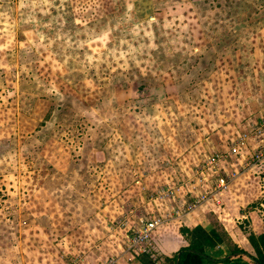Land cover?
Here are the masks:
<instances>
[{"label":"rangeland","instance_id":"374dc122","mask_svg":"<svg viewBox=\"0 0 264 264\" xmlns=\"http://www.w3.org/2000/svg\"><path fill=\"white\" fill-rule=\"evenodd\" d=\"M241 134L264 0H0V264H92Z\"/></svg>","mask_w":264,"mask_h":264},{"label":"crops","instance_id":"0c3cea01","mask_svg":"<svg viewBox=\"0 0 264 264\" xmlns=\"http://www.w3.org/2000/svg\"><path fill=\"white\" fill-rule=\"evenodd\" d=\"M248 140L251 141L247 143ZM262 142H257L245 134L234 139L232 146L221 152V171L230 177L227 187L193 210L182 212V207L189 201V183L195 178L194 173L186 178L185 187L181 186L179 195L170 202L154 197L156 200L151 199L155 203L153 204L148 199L147 204L152 203L154 206L146 211L145 214L149 216L130 215L127 234L121 237L110 235L105 241L97 244L100 246L97 251L91 248L94 258L92 264H107L112 256H116V259L108 264H147L145 255H148L154 264H176L177 260L163 261V258H169L189 245V238L181 234L182 228H200L204 231L212 243L205 252L216 260L220 259L212 264H256L248 234L257 236L264 230V157L251 165L246 162L248 157L245 155L250 156ZM175 210L177 214L174 213ZM154 216H162L164 220L152 233L153 250L140 253L128 248V237L139 227L138 220H149ZM235 249L244 253L235 252ZM227 258L230 259L229 262L224 261ZM77 264L81 263L78 261Z\"/></svg>","mask_w":264,"mask_h":264},{"label":"built area","instance_id":"2783aa9c","mask_svg":"<svg viewBox=\"0 0 264 264\" xmlns=\"http://www.w3.org/2000/svg\"><path fill=\"white\" fill-rule=\"evenodd\" d=\"M264 157V148L256 149L250 154L247 160L248 164H256ZM223 160L222 153H214L205 158V163L200 168L194 171V179L189 183V201L182 207V212H188L203 202L208 200L212 195L226 188L229 183V176L221 171V161ZM180 188H160L155 191V198L161 201L170 202L177 195H179ZM155 198L154 199L156 200ZM173 210V209H172ZM176 210H175V212ZM164 219L162 216H154L149 220L139 219V227L133 230L130 237H128L127 247L135 249L143 253L153 250L152 233L157 225Z\"/></svg>","mask_w":264,"mask_h":264},{"label":"trees","instance_id":"16d2710c","mask_svg":"<svg viewBox=\"0 0 264 264\" xmlns=\"http://www.w3.org/2000/svg\"><path fill=\"white\" fill-rule=\"evenodd\" d=\"M180 231L182 235L189 238V245L186 248L180 249L171 257L165 259L163 258V261L177 260V264H212L219 262L220 259L216 260L214 256L205 252L206 248L211 246L212 243L203 230L200 228H195L192 230L182 228ZM248 241L254 250L255 256L253 259L255 260L256 264H264V230L262 234L257 236L249 233ZM235 252L244 253L238 249H235ZM177 255H179L178 258ZM144 259L147 264H154V262L149 259L148 255H145ZM224 261L229 262L230 259L227 258Z\"/></svg>","mask_w":264,"mask_h":264},{"label":"water","instance_id":"95a60500","mask_svg":"<svg viewBox=\"0 0 264 264\" xmlns=\"http://www.w3.org/2000/svg\"><path fill=\"white\" fill-rule=\"evenodd\" d=\"M178 256H179V255H177V258H178ZM176 264H177V262H176Z\"/></svg>","mask_w":264,"mask_h":264}]
</instances>
